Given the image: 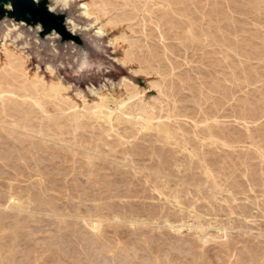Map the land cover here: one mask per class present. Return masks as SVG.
I'll list each match as a JSON object with an SVG mask.
<instances>
[{
    "label": "rangeland",
    "instance_id": "374dc122",
    "mask_svg": "<svg viewBox=\"0 0 264 264\" xmlns=\"http://www.w3.org/2000/svg\"><path fill=\"white\" fill-rule=\"evenodd\" d=\"M51 6L80 45L0 18V264H264V0Z\"/></svg>",
    "mask_w": 264,
    "mask_h": 264
},
{
    "label": "water",
    "instance_id": "95a60500",
    "mask_svg": "<svg viewBox=\"0 0 264 264\" xmlns=\"http://www.w3.org/2000/svg\"><path fill=\"white\" fill-rule=\"evenodd\" d=\"M52 1L57 0H0V18L36 28L42 37L52 36L63 43L80 45L81 39L74 33V27L68 26L63 14L53 10Z\"/></svg>",
    "mask_w": 264,
    "mask_h": 264
},
{
    "label": "bare ground",
    "instance_id": "6f19581e",
    "mask_svg": "<svg viewBox=\"0 0 264 264\" xmlns=\"http://www.w3.org/2000/svg\"><path fill=\"white\" fill-rule=\"evenodd\" d=\"M63 2H67V0H63ZM84 5V4H83ZM83 5H81V8H82V11H83V14L85 15V16H87V13L85 12V8L83 7ZM89 14V13H88ZM96 31H97V33L99 34V35H102V31H101V29L99 28V26L97 27V29H96ZM124 81H127V79H123V82ZM114 100V99H113ZM117 100V99H116ZM114 102V101H113Z\"/></svg>",
    "mask_w": 264,
    "mask_h": 264
}]
</instances>
